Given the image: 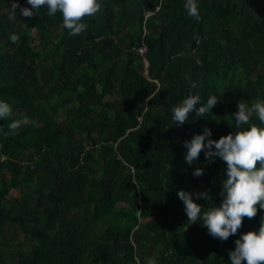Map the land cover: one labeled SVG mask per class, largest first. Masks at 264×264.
<instances>
[{"label":"trees","instance_id":"16d2710c","mask_svg":"<svg viewBox=\"0 0 264 264\" xmlns=\"http://www.w3.org/2000/svg\"><path fill=\"white\" fill-rule=\"evenodd\" d=\"M99 2L73 36L59 12L24 17L32 6L18 0L12 21L0 0V101L12 107L0 119V264H231L264 209L220 240L189 223L178 191L204 210L222 203L226 163L201 151L189 165L185 141L205 127L234 134L238 102L264 99V0H197L199 20L185 0ZM189 92L197 108L218 102L177 125L171 108Z\"/></svg>","mask_w":264,"mask_h":264},{"label":"clouds","instance_id":"9594fccd","mask_svg":"<svg viewBox=\"0 0 264 264\" xmlns=\"http://www.w3.org/2000/svg\"><path fill=\"white\" fill-rule=\"evenodd\" d=\"M27 3L32 7H20L18 0H12L9 19L16 20L18 7L24 17L31 18L34 15L32 9L38 11L46 6L49 17L57 12L62 15L63 27L73 36L84 32L87 29V24L83 22L84 18L95 16L102 7L99 0H27ZM184 8L188 16L200 19L197 0H185ZM19 40L18 34H10L12 43H18ZM191 87L196 88L197 83L193 82ZM200 100V95L189 92L182 102L173 105L171 108L173 122L177 125L184 124L194 109L197 116H204L216 105L218 96H209L206 104L197 108ZM237 107L238 111L233 113L237 129L234 134L229 133L214 140L211 138V129L205 127L202 133L195 134L190 141H185L187 147L185 160L189 165L199 158L201 151L205 152L209 161L218 156L226 163L221 205L204 210L193 200L192 193L178 191V196L185 205L189 223L202 221L208 233L220 240H227L235 235L245 217L252 219L257 215L258 208L264 209V99H257L251 105L239 101ZM11 114V105L0 101V119H6ZM253 115L259 124L252 122ZM27 123L28 118L25 117L23 120H13L8 127L15 132ZM193 175H203V169L196 168ZM195 195L206 201L209 198L207 192H198ZM229 256L231 264H264V217L261 218L258 229L240 235L235 241V249L230 251ZM147 264H157L156 258H149Z\"/></svg>","mask_w":264,"mask_h":264},{"label":"built area","instance_id":"2783aa9c","mask_svg":"<svg viewBox=\"0 0 264 264\" xmlns=\"http://www.w3.org/2000/svg\"><path fill=\"white\" fill-rule=\"evenodd\" d=\"M132 49L136 50L139 53H143L145 51V47L141 46V47H133Z\"/></svg>","mask_w":264,"mask_h":264}]
</instances>
